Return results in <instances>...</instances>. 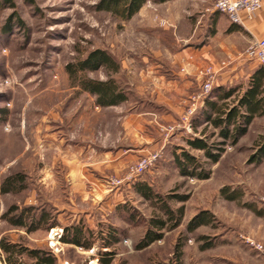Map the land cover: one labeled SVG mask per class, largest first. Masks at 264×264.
Listing matches in <instances>:
<instances>
[{
	"label": "rangeland",
	"instance_id": "obj_1",
	"mask_svg": "<svg viewBox=\"0 0 264 264\" xmlns=\"http://www.w3.org/2000/svg\"><path fill=\"white\" fill-rule=\"evenodd\" d=\"M108 1L0 0V189L9 177L26 179L25 189L0 195V242L52 251L62 264H98L106 252L100 238L91 251L61 241L65 226L81 222L95 235L116 231L112 264H264L245 240L264 246V162L250 158L264 136V116L235 146L222 144L212 127L203 136L206 125L198 131L192 126L205 105L191 99L204 88L206 71L216 72L208 64L193 70L190 56L180 59L194 25L187 9L201 0H147L130 20L122 7L106 10ZM95 50L118 62L117 73L102 68L72 78L67 67ZM171 68L188 77L196 72L200 84L176 98L181 110L173 115L155 100L169 96L162 77ZM84 77L115 80L127 101L100 107L82 90ZM194 138H207L220 160L187 145ZM182 149L198 159L207 180L180 174L173 153ZM154 155L159 159L149 171L127 180ZM142 182L159 202L140 196L135 185ZM232 193L236 201L227 200ZM161 203L175 213L184 207L183 219L179 227L165 228L162 240L138 249L156 229L151 220L168 219ZM12 206L50 210L58 226L33 233L13 227L4 220ZM201 212H209V224L189 232ZM6 258L0 249V264ZM16 260L31 264L26 255Z\"/></svg>",
	"mask_w": 264,
	"mask_h": 264
},
{
	"label": "trees",
	"instance_id": "obj_2",
	"mask_svg": "<svg viewBox=\"0 0 264 264\" xmlns=\"http://www.w3.org/2000/svg\"><path fill=\"white\" fill-rule=\"evenodd\" d=\"M166 1V0H162ZM147 0H109L106 2V10L114 11L122 7V14L126 19L130 20L134 14L141 10ZM113 6V7H112ZM118 11V10H117ZM102 68L108 69L117 73L119 64L105 50H95L90 52L84 60L79 61L67 67V72L73 78H77L78 73L95 72ZM82 90L89 92L96 97V103L100 107L118 106L127 101L128 96L123 89L113 79L106 81H98L90 78L80 80ZM264 116V66H258L246 81L233 83L232 85L215 86L210 95L205 99V107L201 109L192 120L193 129H197L206 125L202 131L205 136L208 127L219 131V137L224 141L230 142L233 146L249 133V127L257 118ZM207 137V136H206ZM253 147L251 162L262 164L264 162V136L261 137ZM187 145L191 148L203 151L205 156L218 162L220 153L213 154L212 147L208 145L207 138H194L187 140ZM220 148V152L222 151ZM173 160L180 174L188 177H195L200 180H207L210 174L205 173L196 157L190 155L185 149L180 153L174 151ZM26 188V179L22 174L7 178L0 189V195L4 193L19 192ZM135 190L147 201L159 202L160 197L152 190V187L145 182L137 183ZM227 200L236 201L237 193L228 195ZM161 209L168 219L151 220L152 227L155 230H150L141 243L137 245L138 249H145L151 246L152 243L160 241L164 237L162 231L165 228L179 227L184 207L179 208L175 213L169 205L161 203ZM17 213V214H16ZM209 212H201L196 215L188 225V231H194L202 226L209 224ZM4 220H7L13 227L24 228L28 233H33L36 230L43 229L48 231L50 228H55L58 223L55 222L50 210L45 208L38 211L36 208H28L19 210L12 206L5 213ZM169 222L172 226H168ZM101 236V237H100ZM96 238H100L102 249L106 252H100L98 264H112L117 256L114 251V246L118 244V234L114 230H108L107 233L101 230L95 235V232L85 226L84 223L78 222L71 226H65L61 235V241L66 244L80 247L83 250L91 251ZM205 248V247H204ZM0 249L7 255L4 261L7 264L17 263L16 258L27 256L31 260V264H62L58 257L52 252L40 249H30L28 247L11 243L7 240L0 242ZM177 260L178 257H177ZM179 264V263H178Z\"/></svg>",
	"mask_w": 264,
	"mask_h": 264
},
{
	"label": "crops",
	"instance_id": "obj_3",
	"mask_svg": "<svg viewBox=\"0 0 264 264\" xmlns=\"http://www.w3.org/2000/svg\"><path fill=\"white\" fill-rule=\"evenodd\" d=\"M200 2L202 4L199 5L197 1L193 8L187 9L194 25L189 37L191 44L185 53H180V59L190 56L193 70L205 64L212 65L217 73L215 86L246 81L259 66L245 54L255 41L264 39V0L256 17L251 19L246 14L242 15V25H235L226 15L214 12V0ZM175 58V62L178 61ZM172 68L166 71L170 73L166 79L162 77V84L169 91V96L155 99L165 102L163 106L168 108L170 115L181 110V107L176 106V98L186 97L200 89L194 77L196 72L188 77Z\"/></svg>",
	"mask_w": 264,
	"mask_h": 264
},
{
	"label": "built area",
	"instance_id": "obj_4",
	"mask_svg": "<svg viewBox=\"0 0 264 264\" xmlns=\"http://www.w3.org/2000/svg\"><path fill=\"white\" fill-rule=\"evenodd\" d=\"M263 7V0H214L213 11L224 14L228 17L230 22L235 25H242V15L246 14L249 18H254L259 13L260 9ZM251 60L256 62L259 66H264V39L255 41L248 49L245 54ZM207 81L204 84V88L201 89V93L197 98H192V101L195 103L198 100L202 101V104L205 105V99L213 91L217 73L211 70H207ZM159 156L154 155L151 158L143 159L134 170L129 174L128 181H133L139 175L144 174L146 171H149L158 161ZM121 183V182H120ZM118 183V184H120ZM248 245L254 247L260 254L264 256V246L260 243H257L251 238L245 239Z\"/></svg>",
	"mask_w": 264,
	"mask_h": 264
}]
</instances>
